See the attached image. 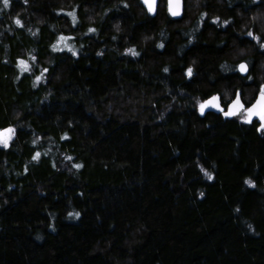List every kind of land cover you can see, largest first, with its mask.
<instances>
[{
	"label": "trees",
	"instance_id": "obj_1",
	"mask_svg": "<svg viewBox=\"0 0 264 264\" xmlns=\"http://www.w3.org/2000/svg\"><path fill=\"white\" fill-rule=\"evenodd\" d=\"M182 3L0 0V264H264V0Z\"/></svg>",
	"mask_w": 264,
	"mask_h": 264
},
{
	"label": "snow or ice",
	"instance_id": "obj_2",
	"mask_svg": "<svg viewBox=\"0 0 264 264\" xmlns=\"http://www.w3.org/2000/svg\"><path fill=\"white\" fill-rule=\"evenodd\" d=\"M3 5L5 8H7L10 4V0H2ZM26 2V0H25ZM144 4L147 6L149 12H154L155 11V0H143ZM180 7V0H175V8L178 9ZM169 11L172 12L173 15H177L178 12L173 10V0H169ZM68 15L72 16L73 23L76 21V15L75 12L68 13ZM206 15V14H205ZM217 20L219 19L218 17L216 18ZM15 23L17 25H21V20L16 19ZM225 24L228 23V21H224ZM118 28V26H117ZM94 28H89V32H94ZM249 36H252L253 33L249 32ZM61 39H64V37H61ZM256 39H259V37H256ZM55 47V45L53 46ZM66 47H69L71 51L75 54V49H72L70 45H66ZM160 47H163V44L160 45ZM127 52L132 53L133 55H138L133 48L126 49ZM35 59V57H33ZM21 64H26L25 61H21ZM238 69L241 73H245L248 71L247 64L245 62H241L238 65ZM47 71V69H45ZM165 72L168 71L167 68L164 69ZM187 74L189 76L192 75V69L188 68L187 69ZM40 77H37V80H39ZM208 107H213L218 109L219 111L223 112L224 116L230 117V116H235L239 115L240 118L248 123H251L253 120V117H257L259 119L260 126L259 130H264V85L261 86L259 96L257 100L252 103L250 106H245V103L242 101L239 92L236 93L235 99H233L230 103L227 104V110H225V107L221 105L220 103V97L219 95H213L209 97L208 99L202 101L199 103V110L201 113L205 111L206 108ZM15 134V129L12 127L6 128V129H0V145H3L4 147H8L9 141L12 139V136ZM35 143V141H33ZM39 156V153L36 154L33 158L36 159ZM71 159V157H69ZM75 167L79 168L81 165L77 164ZM205 174L208 176L209 179H212V174L208 173L206 170ZM245 183L249 185L255 184V182L252 179H247ZM203 195V193H201ZM69 215H73V213H69ZM74 215L79 216L80 213L76 212Z\"/></svg>",
	"mask_w": 264,
	"mask_h": 264
},
{
	"label": "water",
	"instance_id": "obj_3",
	"mask_svg": "<svg viewBox=\"0 0 264 264\" xmlns=\"http://www.w3.org/2000/svg\"><path fill=\"white\" fill-rule=\"evenodd\" d=\"M140 2H141V4H142V6L144 7V8H147V6L144 4V2H143V0H139ZM158 2H159V0H155V7L158 5ZM166 5H167V11H168V13H169V15L170 16H172V17H179L180 15H181V13H182V7H183V3H182V0H180V7L178 8V9H176L175 8V0H173V10L174 11H177L178 12V14L177 15H173L172 14V12L171 11H169V0H166ZM148 9V8H147ZM243 62V61H242ZM241 63V62H240ZM239 63V64H240ZM238 64V65H239ZM238 65H237V71H238V73L240 74V75H245L247 72H245V73H241L240 71H239V69H238ZM237 93V92H236ZM236 93L234 94V96H233V98L228 102V103H230L233 99H235V96H236ZM240 94V93H239ZM258 96H259V93H257L256 94V96H255V99H254V101L252 102V103H254L256 100H257V98H258ZM240 97H241V94H240ZM208 99V98H207ZM241 99H242V97H241ZM243 101V100H242ZM227 103V104H228ZM251 103V104H252ZM250 104V105H251ZM249 105V106H250ZM215 111V112H221V111H219L218 109H216V108H213V107H208V108H206L205 109V111ZM225 110H227V105L225 106ZM222 114H223V112H222ZM223 116H224V114H223ZM226 117V116H225ZM253 119H258L257 117H253ZM2 129H6V128H2Z\"/></svg>",
	"mask_w": 264,
	"mask_h": 264
},
{
	"label": "rangeland",
	"instance_id": "obj_4",
	"mask_svg": "<svg viewBox=\"0 0 264 264\" xmlns=\"http://www.w3.org/2000/svg\"><path fill=\"white\" fill-rule=\"evenodd\" d=\"M182 9H183V7H182ZM259 91H260V90H259ZM257 93H258V91H257ZM200 102H202V101H200ZM200 102H199V103H200ZM199 103H198V106H199ZM260 123H261V122H260Z\"/></svg>",
	"mask_w": 264,
	"mask_h": 264
}]
</instances>
